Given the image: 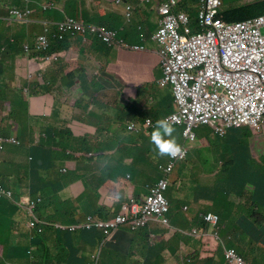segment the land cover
Wrapping results in <instances>:
<instances>
[{
  "label": "crops",
  "instance_id": "1",
  "mask_svg": "<svg viewBox=\"0 0 264 264\" xmlns=\"http://www.w3.org/2000/svg\"><path fill=\"white\" fill-rule=\"evenodd\" d=\"M82 1L87 4L86 14L94 18L95 14L106 15L114 30L121 31L122 39L131 45L144 46L147 51L108 49L92 38L83 44L72 39L69 41V49L60 53L59 63L45 65L38 56L31 59L22 56L24 45L34 40V36L42 31L41 27L15 24L0 27V140L17 137L22 142L21 147L5 145L0 152V180L13 179L20 188H27L31 185V177L33 180L43 178L44 186L53 187L44 197L43 207L45 216L52 220L49 216L57 208L51 205L53 191L57 189L61 202L84 200L85 195L90 196L84 183L96 187L98 181L94 179L97 174H104L111 167L107 166V161H92L93 158H88L91 154L114 156L118 144V139L103 134L104 125L99 123L98 116L127 115L130 119L123 117L122 120L129 125L141 112L155 110L167 92L171 97V112L174 111L170 91L157 85L162 77L161 59L153 37L160 17L157 8L162 0H154L152 5H145L144 0H124L125 4L134 7L132 23L126 21L124 9L116 6L119 0ZM19 4L16 2V5ZM52 14L50 19L56 20V15L60 13L55 11ZM42 18L41 14L35 16L37 20ZM93 77L107 91L114 92L108 100H104V105L90 101ZM25 80L28 83L23 86ZM145 89L153 90L154 93L146 102H139L135 106L138 110L128 112L131 102L138 97L137 91ZM24 90L28 91V95L23 96ZM97 133H101V139ZM208 134L210 131L206 135H199V147L205 149L204 158L209 156L208 152L214 146V140H208ZM102 139L110 144L102 143ZM97 141L100 143L96 145ZM263 156L255 155L252 158L258 160ZM196 159L199 157L191 155L193 162ZM116 163L117 168L114 169L117 171L126 169L127 161L123 163V160H117ZM198 164L199 161L194 167ZM127 174L130 173L124 172L117 177L123 179ZM251 176L249 174L246 178L251 179ZM148 185L135 180L130 189L133 195L140 196L149 189ZM40 186L41 189L44 187L42 182ZM88 216H92V213L79 210L78 217L83 218L78 219L76 224L84 223ZM26 223L25 215L16 212L12 222L2 227V234L14 232L17 242L15 254L5 253H8L5 264H29V252L33 253L32 257L38 264H89L86 255L93 250L80 249V244L95 246L97 242L94 239H102L97 232L63 235L49 231L44 237L29 244ZM52 223L64 225L56 221ZM176 224L182 229L180 221ZM148 230L154 235L161 232V228L154 226ZM165 234L159 240L121 231L114 242L104 247L99 264H174L182 253H199L201 257H206L215 251L209 243L200 248L193 247L175 231H167ZM262 236L264 238V234Z\"/></svg>",
  "mask_w": 264,
  "mask_h": 264
},
{
  "label": "clouds",
  "instance_id": "2",
  "mask_svg": "<svg viewBox=\"0 0 264 264\" xmlns=\"http://www.w3.org/2000/svg\"><path fill=\"white\" fill-rule=\"evenodd\" d=\"M167 1L168 0H162L157 8L160 17L158 21V29L153 37V41L157 46V53L161 59L162 77L158 80L157 85L163 90L170 91L174 111L164 119L157 120L155 124H153V121L150 118H146L144 121L146 127L153 128L149 140L151 144L154 145L157 153V160H155L154 165L159 169L158 171L153 170L152 178L147 182L149 183L147 186L149 189H146V191L139 196L140 200L136 199V195H131L129 197V194L131 193L130 190L128 192L123 191L126 192V197H123L122 192L117 190L119 178L116 177L115 181H111L112 184L116 185V200L108 201L105 197L101 200V205H103L109 213V218L107 220H98V218L94 216H88L85 218L84 223L76 224L73 222L78 218L77 212L75 217H72V215H66L68 221L72 222L65 224L62 220L50 215L49 217L53 218L56 222L64 224L55 225L52 223L55 221L47 218L43 210L44 199L40 188V182L43 183L44 181L43 178L38 177L33 180L31 177V185L27 188H20L18 183L13 179L0 180V209L4 210L2 227L5 223L10 224L12 222V216H14L16 212H21L25 215L27 220L25 229L28 233L29 244L44 237L49 231H54L63 235L97 232L103 239L102 245H105L107 242H114L116 235L121 231H125L134 236H145V238H157L159 240L162 235H166L165 233L167 231H175L181 239L186 240L192 244L193 247L200 248L206 243L212 244V247H215L214 253L206 257H201L199 253H191L189 255L182 253L174 264H193L194 262L201 264L207 259H214L216 262L217 260L220 261L221 255L217 256V254H215L217 241H219L220 235H222L220 231L227 228H231L232 232L226 235V247L222 248V262L224 264H250L241 257L239 248L245 250H261L264 247V238L262 236L264 234V209L261 211H255V216H253L254 221L259 219L260 221H263V224L261 226H255L253 229H248L250 222L247 220L246 216L242 214L244 213V200L238 199L233 191V188L239 184V181L246 178V173H243V167H246L247 159L250 160L248 168L253 170L247 172L248 175L254 174V172L264 174V159H262L264 156L258 160L252 158L255 155L260 156L261 154H264V143L257 140V134H260L263 131L260 130L264 127V122L260 123L257 127L249 125L226 127L222 122L218 121L216 117H206L199 120L197 127L192 130L191 134L187 135L185 134L187 130L185 125L172 126L169 123L168 118L178 114L179 110L175 105V99L172 92L173 87L171 85L164 86L162 84V81L165 79L166 66L161 56L159 45L154 40L160 29V22L163 19L160 9ZM178 1L179 5L176 11L172 13L174 15L173 17L179 18L180 16H185L186 18L180 25V33L185 34V32L187 33L188 31H190L191 34L200 33L199 11L201 8V0H199L198 9L195 7V13L193 16L190 13V6L186 0ZM16 2H19L20 4L16 5ZM144 4L152 5L154 4V0H144ZM116 6L124 9V17L126 21L132 23L131 18L134 15V7L125 4L124 0L117 1ZM129 7L131 8V11L128 10ZM17 11H31L28 21H21L18 19L15 16ZM55 11L63 16L62 20L50 19V17H53L52 13ZM66 11V6L58 7L56 2L46 4L42 3L41 0H0V27L4 24L43 26V30L34 36V40L24 45V53L22 56L27 59L38 56L40 62L45 65L57 64L61 61L60 53L62 51L53 52L56 42L65 43L68 41L69 43L72 39H77L79 40V44H83L92 38L110 49L125 50L127 52L147 51L144 46L128 44L121 38V31L97 25L95 18L86 14V9L84 8L83 11V7L80 5L74 13V15L77 14L78 16H67ZM221 12L223 11H219L217 15L219 20H221V18H219ZM37 14H41L43 18L41 20L35 19ZM129 14L131 15L130 17L128 16ZM91 20L95 23L91 22ZM62 24H73L74 27L68 28V30L65 31L61 27ZM75 26H82L87 29V32H78L75 30ZM93 28H107L108 30L117 32V43L112 46L105 45L97 38V34L92 31ZM47 30H49V32L46 35ZM44 36H47L50 40V48L45 52H40L37 49L36 44L39 39ZM26 46L32 48L30 54L26 52ZM1 48H3V45ZM5 50L6 49L3 51ZM47 58H50L51 60L47 61ZM93 79L94 77L92 80ZM211 92L217 93L221 96L229 95L231 93L230 80L226 78L215 80L205 93ZM23 93L28 95L27 90H24ZM94 96L96 99L95 102L104 105V100H101L98 97V94L96 95L94 92ZM91 101L93 102L92 99ZM173 127H180L182 129V137L186 143L182 147L176 141L174 136L175 129ZM202 127L208 128L210 131L208 137L214 140V146L212 150L208 152L209 156L207 158H204V152L200 155L196 151L200 146L199 136L196 135V131ZM243 128L256 131L255 140L252 138L250 131H247L249 136L245 139L242 137L240 139L234 134L236 131H245ZM133 129L139 133L134 124ZM231 138H233V140H231ZM236 143H239V145L236 146ZM222 144H225V147H221ZM5 145L21 147L22 142L18 140L17 137L1 139L0 152L4 150ZM256 145H258L259 151H255ZM219 153H223L225 158H213V155ZM191 155L199 157V159H196L193 162L191 160ZM94 156L95 155L91 154L88 158L91 159ZM198 161L199 164L194 167V164ZM159 171L162 173V177H159ZM237 172H240L242 175L238 176ZM173 175H175L174 179H178L180 183L184 180L189 181L187 187L192 188L191 193L182 190L175 195L174 191L176 186L173 182L174 179L170 178ZM257 176L264 179V177L258 173ZM124 177L130 186L135 182L131 173L126 176L124 175ZM188 177L191 180H189ZM212 181L213 183L211 184ZM162 183L166 184L165 189L161 188ZM107 184L108 183L106 182L100 181V183L96 185L95 193L98 197H100L98 190L105 188ZM246 192H251V189L247 187ZM149 199L152 200V207L156 206L158 202L161 203L162 201H165L167 203L168 210L163 217L158 218L155 216L157 219L143 217L138 206L145 205ZM135 205L137 206V209L133 210ZM258 213H260L259 218L256 216ZM37 214L39 217L45 218L46 220H41ZM186 216L193 218L191 224L185 221ZM196 216L201 220L203 224L202 227H200L199 223L195 220ZM119 218H124L125 221L117 224ZM164 220L167 221V224L163 223ZM177 221L182 223V229L177 227ZM151 223L161 227L160 234L154 235L148 230ZM110 224H117V227L106 231V225ZM88 225H90V228L87 227ZM0 238L2 239H0V253L2 254V257H0V264H5V262H7L8 253L13 252L15 254V246L17 242H15L14 232H8L5 235L0 233ZM5 242L9 244L6 245L4 244ZM1 243L6 245V247H2ZM228 243H230L231 246H228ZM6 252L8 253L5 255ZM32 255V252L27 254L29 264H38ZM92 260L94 264H99L100 256L97 257L93 255Z\"/></svg>",
  "mask_w": 264,
  "mask_h": 264
},
{
  "label": "built area",
  "instance_id": "3",
  "mask_svg": "<svg viewBox=\"0 0 264 264\" xmlns=\"http://www.w3.org/2000/svg\"><path fill=\"white\" fill-rule=\"evenodd\" d=\"M200 4V33L197 34L190 31L180 33V25L186 18L173 17L178 0H168L160 9L163 19L154 40L166 66L162 84L173 87L175 105L179 110L168 121L172 126L185 125L186 135L191 134L199 120L206 117H216L226 127H257L264 122V16L225 24L217 16L221 8L219 0H201ZM30 15L31 11L15 13L21 21H28ZM61 27L67 31L74 25L62 24ZM75 30L87 32L82 26H75ZM92 31L107 46L117 43L115 31L107 28H93ZM36 47L45 52L50 48V40L47 36L41 37ZM25 50L30 54L32 48L26 46ZM221 78L231 82L229 95L205 93L215 80ZM161 188L165 189L166 184L162 183ZM151 203L149 199L145 205L138 206L143 217H163L168 210L167 203L158 202L154 207ZM136 209L135 205L133 210ZM124 221L119 218L117 224ZM163 223L167 224V221ZM117 224L106 225V231L115 229Z\"/></svg>",
  "mask_w": 264,
  "mask_h": 264
},
{
  "label": "trees",
  "instance_id": "4",
  "mask_svg": "<svg viewBox=\"0 0 264 264\" xmlns=\"http://www.w3.org/2000/svg\"><path fill=\"white\" fill-rule=\"evenodd\" d=\"M66 1L67 0H41L42 3H46V4L51 3V2H56V5L58 7L66 6L67 4ZM186 2L190 6L189 7L191 10L190 13L193 16V14L195 13V7L196 9H198L199 7L198 5L199 0H186ZM79 5L87 7V4L85 3V1H82V0H79ZM77 9L78 7L74 8L73 13H75ZM261 15H264V0L253 1L248 4H241L239 7H236V8L229 6L225 8L223 12L219 14V18H221V20L225 23L232 24V23L242 22V21H246L252 18H256ZM56 19L62 20L63 16L60 14H57ZM91 22L93 23L96 22V24L99 26H105V27H108L109 29L114 30L113 26L110 24L109 19L106 15H103V14L96 15L95 14V22L92 20ZM69 46L70 44L68 43V41L65 43L56 42L53 48V52L65 51L69 48ZM91 90H92V93L90 94L91 95L90 98L93 100V102H95L96 100L94 96V92L96 93V95L98 94V97L101 100H108L109 97L114 94V92L107 91L105 88H103L102 85L98 82V79L96 77H94L92 81ZM108 104H110V102H108ZM132 109L133 108L131 107L128 110V112L131 111ZM170 114H172V112H170L168 115ZM97 119L101 125H104V129L102 131L104 135L106 133L107 137H110V138L113 137V138L118 139V144H116L117 151H121L124 148H130V146H135L133 149H131L132 151L138 148L140 150H144L145 148L146 150H148V152H150V148L148 147V146H151L150 140L148 138H144L140 135H137L138 133L133 129L134 122L128 125L126 124V122L121 120V122L111 123L110 125H107L105 124L106 121L115 120L114 117L110 116L109 114L100 115L97 117ZM122 123H125L131 129L130 132H134L135 135L131 134L130 132L126 133V131L121 127ZM105 126L106 127L108 126L109 128H112V129L108 130L105 128ZM100 134L101 133H97V137L101 139ZM234 134H236L240 139L241 137L245 139L249 136V133L247 131H236L234 132ZM122 135H124L125 137L122 138L121 137ZM101 141L102 143L106 142L104 141V139H102ZM99 143L100 141L99 142L97 141L95 144L97 145ZM89 144H93V143L89 142ZM237 145H239V143H236V146ZM135 161H137V159H135ZM249 165H250V160L247 159L246 167H243V173H246V176L248 175L247 172L253 171L248 168ZM257 173L261 175L262 177H264V174H260L259 172ZM237 175L241 176L242 174L240 172H237ZM159 177H162V173L160 171H159ZM148 178H152V172H149ZM188 179L191 180L189 177ZM173 182H174V185L176 186V189L174 191L175 195H177L179 191H182V190L188 193H191L192 188L187 187L189 181L184 180L180 183L178 179H174ZM44 185L45 183L43 181L42 186ZM84 185L86 188L87 186L86 183H84ZM247 187L251 189V192L249 193L246 192ZM52 188H53L52 186H44L41 189L43 199L44 197L47 196V193L51 191ZM117 190L120 192H123V191L128 192L129 190L131 191L130 185L126 181L125 177L123 179L121 178L118 179ZM56 191L57 189L53 191L52 193V200H51L52 204L51 205L58 206L57 209H64L66 214L72 215V217H75L76 213L81 209L85 212L86 211L91 212L92 216L98 218V220H107L109 218V213L107 212L105 207L101 205L100 203L98 204L100 207L98 206L99 208L95 209L97 207L94 204H96V201L97 202L100 201V197H98L96 193L94 194V197L85 195L86 198H84V200H81V205H79L80 204L79 203L78 204L79 207H78V206H75L74 201L59 202L60 200L58 198V192ZM233 191L235 192V196L238 199L244 200V210H243L244 213L242 214H244L247 220L250 222L248 229H253L255 226H261L263 224V221H260L259 219L257 221H254L253 216H255V213H254L255 211H261L262 209H264V179L258 177L257 175L252 174L251 179L245 178L243 180H240L239 184L235 188H233ZM133 194L134 193L131 191V193L129 194V197ZM135 197L136 199L140 200L139 196H135ZM3 213H4V210L0 209V233H2V223L4 221ZM256 216L259 218L260 213L256 214ZM195 220L199 223L200 227L203 226L198 216L195 217ZM85 233H88V232H85ZM67 235H71V234H67ZM226 240H227L226 235L222 234L220 235L219 241H217V249H216L215 254H217V256L221 255L220 261L217 260L216 262L214 259H207L203 261L201 264H224L222 262V248L226 247ZM228 246H231V244L228 243ZM239 252L241 254V257L250 264H264V247L261 250H254V249L245 250V249L239 248ZM193 264H198V263L194 262Z\"/></svg>",
  "mask_w": 264,
  "mask_h": 264
},
{
  "label": "rangeland",
  "instance_id": "5",
  "mask_svg": "<svg viewBox=\"0 0 264 264\" xmlns=\"http://www.w3.org/2000/svg\"><path fill=\"white\" fill-rule=\"evenodd\" d=\"M253 1H258V0H220V2L222 3V7L220 8V11H223L225 8H227L229 6L236 8V7H239L241 4H248V3L253 2ZM66 2H67V4H66V8H67L66 15L67 16H78L77 14L74 15L73 12H74V8L79 6V0H67ZM82 7H83V11H84L85 7L84 6H82ZM39 27H41V30H43V26H39ZM27 83H28V81L25 80L23 82V86H25ZM29 83H30V81H29ZM137 92H138V97L134 100V102L133 101L131 102V107L133 108V110H138V108L135 106L139 102H146L148 100V98L150 97V95L154 93L153 90H149V89H145L144 91L138 90ZM23 96H26V94L23 93ZM90 101H91V98H90ZM170 112H171V97H170L169 93L167 92L163 102L158 103L155 110H152L150 112H141L139 116H135L133 118V119H135L134 120L135 128H136V130L139 131V133L137 135H140L144 138L150 139V134H151V131L153 128H148L145 126V122H144L145 118L152 119L153 124H155V122L157 120L164 119L165 116H168V114ZM123 117L129 118L127 115L120 114L119 116L114 117L115 120L106 121L105 124L110 125L111 123L121 122ZM121 127L126 131V133L131 131V129L125 123H122ZM105 128L108 130L112 129V128H109L108 126L107 127L105 126ZM173 128L175 129L174 136L176 138V141L182 147L183 145L186 144L185 140L182 137V129L180 127H173ZM243 129L245 131H250V134H252V138L255 140V135H256L255 132L256 131L249 130L247 128H243ZM208 131H209L208 128L202 127L198 131H196V135L197 136H199L200 134L206 135L208 133ZM260 131H262V132L260 134H257V136H258L257 140L264 143V127ZM130 133L135 135L134 132H130ZM105 135H107V134L105 133ZM208 140H210V137H208ZM103 143L106 145L110 144V142H103ZM148 147L150 148V152H148V150H146L145 148H144V150H140L138 148V149L132 151L131 149H133L134 147L131 146L130 148H124V149L122 148L123 150H121V151L115 150L114 156H111L110 154H108V156H107V154L102 155V156L96 154L93 157L92 161H99V162L107 161L106 162L107 166H111L108 171L106 170L104 172V174H101L103 172H99L97 174V178L94 179V181H98L97 184L100 183V181L108 183L105 188L98 190L99 196H100L99 202H101L103 197H105V199H107L108 201L116 200V198H117V194L115 191L116 185L112 184L111 181H112V178H116L118 175L124 174V172H130L133 175L134 180H140L143 183L149 182V180H150V178H148L149 172H153V170L158 171V167L157 166L155 167V165H154L155 160H157L156 159L157 153H156L155 147L153 144H151V146H148ZM221 147H225V144H222ZM204 150L205 149H203L202 147H199L196 151L198 152V154L201 155V154H203ZM14 151H17V150H14ZM255 151H259L258 145L255 146ZM217 157L222 158V159L225 158L223 153L213 155V158H217ZM106 159H108V160H106ZM135 159H137V161H135ZM117 160H123V163L127 161L126 169L124 171H117L118 169H114V168H117V166H116ZM113 163H115V164L112 165ZM97 167H99V166H97ZM170 178L174 179L175 175L171 176ZM156 180H157V178H156ZM86 185H87L85 188L86 191L90 194L91 197H94V192L96 190V187H94V184L89 185L88 183H86ZM122 196L126 197V192H122ZM78 204L81 205V200H78L75 202V206H78ZM94 205H96V207H97L95 209L99 208L97 201H96V204H94ZM66 215H68V214H66L64 209H55V210H52V212H51V216H54V217L62 220L63 223H65V224H69L72 221H68V219L66 218ZM82 218L83 217L76 218V221H74L73 223L78 222L77 220L78 219L81 220ZM185 221L191 224L193 222V218L186 216ZM59 223H61V222H59ZM151 226L161 228L160 226L155 225L153 223H151ZM231 232H232L231 228L222 229L220 231L221 234H225V235H228ZM94 240L97 242V244L95 246L89 247L87 245L85 246V245L80 244V249H83V250L91 249V250H93L91 253H88L86 255L87 258L90 260L89 264H94L93 260H92L93 255H95L97 257L98 256L101 257L102 251H104V247L106 245L112 243V242H109V243L107 242L105 245H102L103 239H101L100 241H97L96 239H94ZM4 244L8 245L9 243H4ZM98 244H99V246H98ZM6 245L2 244V246L4 248L6 247ZM97 246H98V248H97ZM70 255H71V253L68 254V257H70ZM0 257H2L1 253H0Z\"/></svg>",
  "mask_w": 264,
  "mask_h": 264
}]
</instances>
